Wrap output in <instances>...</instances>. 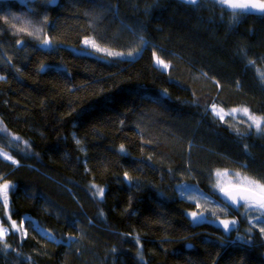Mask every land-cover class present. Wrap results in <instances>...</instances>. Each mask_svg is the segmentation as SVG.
I'll return each mask as SVG.
<instances>
[{
	"label": "trees",
	"instance_id": "1",
	"mask_svg": "<svg viewBox=\"0 0 264 264\" xmlns=\"http://www.w3.org/2000/svg\"><path fill=\"white\" fill-rule=\"evenodd\" d=\"M49 2L0 0V149L16 161L0 158L12 187L0 264H264L261 232L211 190L218 170L264 183V134L211 113L264 118V14L216 0ZM187 183L238 224L193 225L176 189Z\"/></svg>",
	"mask_w": 264,
	"mask_h": 264
},
{
	"label": "rangeland",
	"instance_id": "2",
	"mask_svg": "<svg viewBox=\"0 0 264 264\" xmlns=\"http://www.w3.org/2000/svg\"><path fill=\"white\" fill-rule=\"evenodd\" d=\"M216 1L219 3V0H216ZM250 2L251 3H261L264 1L250 0ZM222 6H225L231 12L235 11L238 13H242V12L243 13H249V12H245L244 10H240V9L233 10V9L229 8L227 5H222ZM107 7H108V5H107ZM253 13L264 14V12H260L258 9H253L251 11V13H249V14H253ZM125 31H128V28H127V26H124V25H120V29H115L116 33L114 35V41L122 38V36H124L127 33ZM128 35H135V33L129 32ZM139 41H141V40L137 39L136 44ZM142 44L143 43H141V44L138 43L137 46H140ZM90 46H91V44H90ZM92 48H94V47H92ZM83 55H85V54H83ZM92 56H97L99 58H102L99 55H92ZM156 62H155V65H156ZM163 71H166V69L165 70L163 69ZM236 109L238 111H233V109L222 111L221 109H219L215 106L211 109V113H214V116H217L220 119V121H223L226 118H229L228 121H229V123H232V125H235V122H233V120L238 122L239 118H244L246 122L250 123L251 127L254 129V132L257 135H263L264 134V120H262V123H261V129L262 130L257 131L255 124L253 123V121L251 119H249V116L251 115L250 112L248 111V113L245 114L242 111L243 108H236ZM230 116L233 118H230ZM221 117H223V118H221ZM0 152L7 153L5 151H2L1 149H0ZM7 155L10 156V154H8V153H7ZM0 158L3 159L4 161L5 160L8 161L9 163H11L13 165L16 164V163L12 162V160H13L12 158L11 159H5L4 156H2V155H0ZM218 172L220 173L219 176L217 175ZM213 177H214V181L211 184V187H212L211 190L214 194H216V196L219 194V192H221L220 188H224L227 191H229V189H237V188L240 189L244 185V177L245 176H243L241 174L237 175L236 173H233L230 171L229 172L224 171V170L215 171L213 174ZM101 188H103V190H104V187H101ZM176 189L178 190V195L180 198H182L186 201L188 200L189 202L194 204L196 207V211L188 210L186 212L187 218L192 221L193 225L197 226V225L202 224V223H207V224H212L217 228L225 229L223 224L221 223V220L235 221V224H238V221L235 218H229L225 214L226 210L221 211L223 208L215 200V198H213V196H211L209 193L207 194V193L203 192L200 188H198V186H196L194 184H188V183L187 184H179V185H177ZM11 190H12V187L10 186L9 193H8V199L10 198L9 195L11 193ZM95 192L98 193V188H95ZM99 198H101L100 195H99ZM0 199H2V197H0ZM192 212H196L198 214V216H200L201 213L203 214V216L200 218L199 222H196L193 220V217L190 215V213H192ZM238 212L241 215V217L245 220L248 228L251 229L250 233H251L253 228H256L257 230L260 231V228L262 226H264V213L259 212V211H255L252 208H247L244 205H242L238 209ZM250 213L252 214V216L250 215ZM257 217H260V219H257ZM30 223L32 224V221H30ZM33 226L36 227V224L34 223ZM11 228L13 229L14 232L20 233V235H22V233L24 231L22 228V225H18V226L16 225L15 228L12 226ZM5 230L6 229H4L0 223V233H2V235H0V239H2L6 235L7 230L6 231ZM38 231L42 235H46L50 239L55 240L49 236L48 232H47L48 233L47 234L45 231H42L41 229L40 230L38 229ZM261 235H262L261 237L264 238V232H261Z\"/></svg>",
	"mask_w": 264,
	"mask_h": 264
},
{
	"label": "snow or ice",
	"instance_id": "3",
	"mask_svg": "<svg viewBox=\"0 0 264 264\" xmlns=\"http://www.w3.org/2000/svg\"><path fill=\"white\" fill-rule=\"evenodd\" d=\"M189 3L195 4L197 0H188ZM219 3L222 5H227L229 8L236 10H244L245 12L251 13L253 9H258L260 12H264V2L261 3H251L250 0H219ZM233 15H237V13L234 11ZM21 31H24V29H20ZM32 33H29L31 35ZM44 44H48L49 41L45 39L43 41ZM86 44H91L92 47L96 49L98 52H104L109 56H124L125 53L122 52H114L107 48L100 47L99 44L95 42V40L85 41ZM141 43H143V37H141ZM139 54V49H133L127 53L128 57H133L134 55ZM157 63L161 65L163 68L167 69L169 65L165 63L163 60L157 58ZM249 63H254L253 61H249ZM264 75V74H262ZM233 111H238L237 109H233ZM243 113L247 114L248 109L244 108ZM223 118V117H221ZM249 119L253 121L255 124V127L257 131H261V123L264 118L256 117V116H249ZM18 139V138H17ZM79 144L80 142L77 141ZM120 150L124 151V146L121 145ZM0 155L4 156L5 159H11L10 156L7 155V153L0 152ZM13 163H16L15 160H12ZM127 175V174H126ZM217 175L219 176L220 173L218 172ZM239 175V174H237ZM93 187H96L93 185ZM10 185L8 182H4L3 184H0V197H2L3 204L6 206L8 203V193H9ZM103 188L98 189V194L100 196H103ZM220 191L224 193L225 197L231 201L233 205L239 206L240 202L243 203L244 206L247 208H252L255 211H259L264 213V183L259 182L258 180H253L248 177H244V185L242 188L238 189L235 194L233 192H229L224 188H220ZM190 215L193 217V220L196 222L200 221V218L203 216L201 213L200 216L196 212L190 213ZM257 219H260V217H257ZM221 223L223 224L225 230L229 229V225L235 224V221H228V220H221ZM14 228L16 227L15 222H13L12 225ZM6 231V230H5ZM261 232H264V226L260 228ZM2 235V233H0Z\"/></svg>",
	"mask_w": 264,
	"mask_h": 264
},
{
	"label": "water",
	"instance_id": "4",
	"mask_svg": "<svg viewBox=\"0 0 264 264\" xmlns=\"http://www.w3.org/2000/svg\"><path fill=\"white\" fill-rule=\"evenodd\" d=\"M58 1H59V0H50L49 5L52 6V7H56V6L59 4ZM176 1H177V2L179 1V2H181L182 4L187 5V6H189V5H194V4H192V3H189L188 0H176ZM198 1H199V0H197V2H196L195 4H197ZM49 48H50L49 43L43 45V49L48 50ZM237 190H238V188H237V189H230L229 192H233V193L235 194V192H236ZM217 197L220 198V200H221V201H222V202H223L228 208L238 209V208H240V207L243 205L242 202H240L239 206H237V205H233V204L231 203V201H229V200L225 197V195H224L223 192H219V194L217 195ZM231 227H232V226H231ZM231 227H229V229L227 230V232H229V231L231 230Z\"/></svg>",
	"mask_w": 264,
	"mask_h": 264
},
{
	"label": "bare ground",
	"instance_id": "5",
	"mask_svg": "<svg viewBox=\"0 0 264 264\" xmlns=\"http://www.w3.org/2000/svg\"><path fill=\"white\" fill-rule=\"evenodd\" d=\"M25 233V232H24Z\"/></svg>",
	"mask_w": 264,
	"mask_h": 264
}]
</instances>
